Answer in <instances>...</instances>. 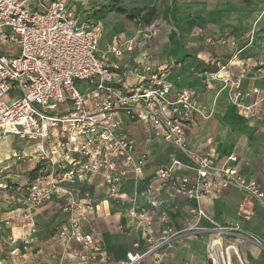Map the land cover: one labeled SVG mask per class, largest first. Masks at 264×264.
Here are the masks:
<instances>
[{
    "label": "built area",
    "instance_id": "built-area-1",
    "mask_svg": "<svg viewBox=\"0 0 264 264\" xmlns=\"http://www.w3.org/2000/svg\"><path fill=\"white\" fill-rule=\"evenodd\" d=\"M106 4L107 0H0V140L12 136L25 146L20 152L13 150L0 165L35 162L23 185L14 186L9 178L0 176V194L17 193L12 196L20 206L16 211L25 220L23 235L10 239L9 255L20 256L33 244L36 228L32 211L61 198L63 221L51 238L63 248L59 264L64 255L70 256L73 264H161L162 250L200 236L206 237L208 264H233V257L242 264L236 242L248 238L233 225L203 226L201 220L208 216L201 202L222 189L233 188L264 208V193L254 179L241 174L234 153L218 165L215 149L200 153L187 148L185 134L195 116L208 118L215 111L202 110L192 91L176 89L167 79L166 66L148 59L142 41L146 35L142 39L141 30L134 40L116 38L100 47L101 25L96 12ZM230 45L234 47V43ZM8 47L15 52L7 53ZM126 54L129 59L123 63ZM205 62L213 65L210 60ZM242 66L240 61L230 60L215 72L204 73L203 82L207 86L218 82L222 90L227 89L228 102L241 116L264 119V98L244 102L250 95L241 88L245 71H233ZM127 120L156 131L192 161L193 179L177 176L188 167L175 158L153 176L154 181L168 183L169 198L185 196L195 201L188 210L192 222L186 227H165L153 235L152 219L136 200L148 197L150 205L159 210L160 220L166 222L163 201L152 197L161 186L154 188L151 183L133 196L121 191L129 176L138 180L149 158L147 153H136L133 140L124 131ZM8 169L0 167V172ZM90 177L103 183V202L95 203L88 191L77 186ZM128 201L132 202L128 215L141 228L147 246L139 249L135 244L136 250L115 263L95 239L87 215L104 203ZM237 214L247 221L252 211L241 202Z\"/></svg>",
    "mask_w": 264,
    "mask_h": 264
},
{
    "label": "crops",
    "instance_id": "crops-1",
    "mask_svg": "<svg viewBox=\"0 0 264 264\" xmlns=\"http://www.w3.org/2000/svg\"><path fill=\"white\" fill-rule=\"evenodd\" d=\"M100 25L101 48L116 38L122 41L134 40L138 31L143 30L130 25L123 15L116 12L104 15L100 19ZM194 35L202 38L195 48L196 53L202 54L203 52V56L198 57L197 54V56L191 54L190 46L184 45L185 53L194 59L190 72L179 66L176 67L172 61L167 59H156L151 53V49H155L157 45H146L148 59L157 62L162 67L166 66L168 71L171 70V78L167 79L176 89L184 88L192 91L202 110L206 111L212 108L215 111L208 118L195 116L193 124L185 134L186 146L188 149L200 153H206L208 148L215 149V161L218 165H223L224 158L234 153L237 156V165L241 174L254 179L264 193V119L241 116L228 102L227 89L222 90V86L218 82L208 86L203 82L204 73H209L203 71L205 70L203 66L218 69L219 66L230 60L240 61L243 66L235 67L233 71L235 74L245 71L241 88L243 92H249L250 95L245 98L244 102L246 104L257 102L264 98V56L258 55L256 50L252 51L253 46L248 33L227 38L228 46L223 47L226 49L225 53L220 55L214 50L222 48V46L215 45L214 36L204 35L201 30H197ZM231 42L234 43L232 48ZM9 48L7 49L10 52L6 51L7 53L12 51ZM247 51L251 52V56L246 55ZM128 59L129 55L126 54L123 63ZM206 60H210L213 65H207ZM196 62L200 63L199 69H195ZM253 90H257V93H253ZM124 131L133 140L136 153H147L149 158L138 180L129 176L122 183L121 191L133 196L135 191H145L151 183L154 188L161 186V190L154 191L152 197L163 201L166 222L160 220L159 210L150 205L148 197L138 196L136 200V205L145 208L152 219L151 231L153 235H159L165 227H172L175 230L186 227L192 222L188 210L190 206L195 205V201L185 196L169 198L168 183L161 184L154 181L153 176L159 167L168 165L170 159L175 158L188 167L179 171L177 176L184 175L193 179L195 172L190 168L193 166L192 161L185 153L164 142L156 131H147L138 122L127 120ZM24 148L22 142L12 136H6L0 140V160H4L13 150L20 152ZM29 163L32 166L28 174L26 169L21 168V163L4 162L0 167L7 166L9 169L0 172V176L4 174V177L9 178L14 186L23 185L29 181L35 169V162L29 161ZM77 186L88 191L95 203L103 202L106 199L105 187L98 177H90L85 183ZM12 196L16 197L17 193L1 192L0 194L1 264H32L34 262L59 264L63 248L60 243L52 241L51 238L63 221L61 213L63 199L53 198L32 211L36 228L34 242L26 252L21 251L20 256H10L12 250L10 239L18 240L25 231V220L16 211L20 206ZM241 202H245L246 208L252 211L251 218L247 221L239 218L237 214V207ZM131 206L132 202L129 201L124 204L107 202L101 206L100 210L87 215L88 223L95 230V239L102 243L115 263L124 261L127 252L136 250L135 244H138L139 249H144L147 246L141 228L128 215ZM201 206L208 216L207 219L201 220L203 226L210 227L211 223L219 226L233 225L248 238L246 241L236 242L242 264H264V208L257 200L236 189L226 188L216 196L203 199ZM6 218H10L8 224L4 223ZM205 243L206 237L204 236L196 239L188 238L171 249L162 250L159 253L160 262L161 264H208L205 260ZM73 248L79 250L77 246H73ZM232 260L233 264H240L237 258L233 257ZM62 264H73V260L70 256L64 255Z\"/></svg>",
    "mask_w": 264,
    "mask_h": 264
},
{
    "label": "rangeland",
    "instance_id": "rangeland-1",
    "mask_svg": "<svg viewBox=\"0 0 264 264\" xmlns=\"http://www.w3.org/2000/svg\"><path fill=\"white\" fill-rule=\"evenodd\" d=\"M105 6V12L121 14L130 25L143 29L142 39L143 34L146 37L142 41L157 45L151 49L156 59L172 61L187 72L194 59L185 53L184 45L190 46L191 54L203 56V52L196 53L195 45L202 41L194 35L197 30L214 36L215 45L222 46L214 50L219 55L225 53L227 38L248 33L252 51L264 56V0H107ZM170 71L167 78H171ZM21 164L29 174L32 164Z\"/></svg>",
    "mask_w": 264,
    "mask_h": 264
},
{
    "label": "trees",
    "instance_id": "trees-1",
    "mask_svg": "<svg viewBox=\"0 0 264 264\" xmlns=\"http://www.w3.org/2000/svg\"><path fill=\"white\" fill-rule=\"evenodd\" d=\"M105 8H106V6H103L100 11L96 12V16H97L98 20L102 19L104 15H106L109 12H111V11L105 12L106 11ZM203 67H204L203 69H205L203 71L215 72L217 70L215 67L214 68H209V67H206V66H203ZM199 68H200V63L196 62V68L195 69H199Z\"/></svg>",
    "mask_w": 264,
    "mask_h": 264
}]
</instances>
